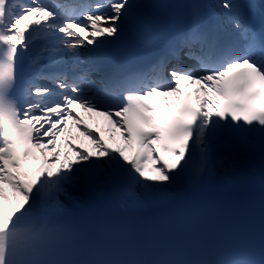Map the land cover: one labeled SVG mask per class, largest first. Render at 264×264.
Returning a JSON list of instances; mask_svg holds the SVG:
<instances>
[{
  "label": "snow or ice",
  "instance_id": "obj_1",
  "mask_svg": "<svg viewBox=\"0 0 264 264\" xmlns=\"http://www.w3.org/2000/svg\"><path fill=\"white\" fill-rule=\"evenodd\" d=\"M218 6L237 30L231 43L194 15L185 32L141 40L163 49L146 69L95 81L96 67L78 61L120 38L129 0H0V264H61L50 257L69 231L65 200L75 207L114 190L124 203L151 204L190 168L211 175L220 145L251 153L264 181V38L251 5ZM79 110L99 118L116 146ZM73 128L90 148L74 143ZM223 162L239 167L231 155ZM210 264L264 259L229 252Z\"/></svg>",
  "mask_w": 264,
  "mask_h": 264
},
{
  "label": "bare ground",
  "instance_id": "obj_2",
  "mask_svg": "<svg viewBox=\"0 0 264 264\" xmlns=\"http://www.w3.org/2000/svg\"><path fill=\"white\" fill-rule=\"evenodd\" d=\"M219 10L221 11V9ZM221 13L223 12L221 11ZM224 17L226 18L225 15ZM89 56L90 52H87L85 57L78 61V64L87 63V58ZM66 59L72 61L73 57L69 55L66 57ZM80 112L84 117V123L89 128L97 130L98 134L102 135L105 141L109 143V146H116L115 142L109 139V132L104 128L103 123L98 122L96 124H93L86 117L87 113L83 112V110H81ZM72 134L80 137V139L75 140L74 143H76L80 147H91V141L86 136H84L79 129L73 128ZM218 151L221 154L222 161L212 171L211 175L197 174L194 172V168H190L187 172L180 175L168 189L167 194L156 202H153L151 204L124 203L119 199L114 191L107 190L101 193L98 197L93 198V204L85 203L81 206L79 205L83 210V213L71 214L69 216H64L63 213L60 219L62 222L89 221L97 220L100 218L127 215L133 212L143 213V211H155L162 206H165L166 204L169 205L178 203L180 201V194L181 192L185 191L186 187H188V189H186V192L191 197H206L209 195L222 197L218 193L211 194V190L215 188L220 182L224 183L226 181H235L239 186L245 187L247 189H264V181H262L261 179L258 160L254 159L251 153L241 151L236 144H233L230 147L220 145L218 147ZM73 155H75V153H73ZM129 155H132V153H129ZM228 155L233 156L239 162L238 169H233L229 166V164H225L223 162V158ZM225 165L227 166V169ZM138 191L142 192L143 190L138 189ZM9 193H11L10 189ZM67 202L68 201L66 200L64 201L68 209L69 206L67 205ZM239 210L231 209L222 213L224 216V223L239 220V214L245 211L246 207H241Z\"/></svg>",
  "mask_w": 264,
  "mask_h": 264
},
{
  "label": "rangeland",
  "instance_id": "obj_3",
  "mask_svg": "<svg viewBox=\"0 0 264 264\" xmlns=\"http://www.w3.org/2000/svg\"><path fill=\"white\" fill-rule=\"evenodd\" d=\"M220 8V7H219ZM221 11L224 13V10L222 8H220ZM225 14V13H224ZM226 164V163H225ZM224 165V164H223ZM226 169H227V166L225 165Z\"/></svg>",
  "mask_w": 264,
  "mask_h": 264
}]
</instances>
